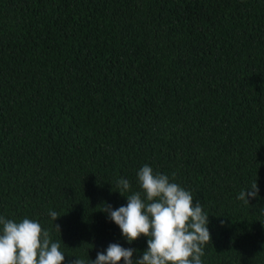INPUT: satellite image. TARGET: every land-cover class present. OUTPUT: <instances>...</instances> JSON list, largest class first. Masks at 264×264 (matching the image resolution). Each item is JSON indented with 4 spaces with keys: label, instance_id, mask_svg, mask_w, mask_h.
<instances>
[{
    "label": "trees",
    "instance_id": "obj_1",
    "mask_svg": "<svg viewBox=\"0 0 264 264\" xmlns=\"http://www.w3.org/2000/svg\"><path fill=\"white\" fill-rule=\"evenodd\" d=\"M145 164L209 214L203 264H264V0H0V216L135 260L99 209Z\"/></svg>",
    "mask_w": 264,
    "mask_h": 264
},
{
    "label": "clouds",
    "instance_id": "obj_2",
    "mask_svg": "<svg viewBox=\"0 0 264 264\" xmlns=\"http://www.w3.org/2000/svg\"><path fill=\"white\" fill-rule=\"evenodd\" d=\"M175 174H173L174 177ZM141 192L125 196L131 185L127 179L116 182L120 195L127 203L116 209L111 205L99 210L120 229L121 235L131 243L142 235L147 237V248L133 259L134 248L109 243L106 250L97 252L95 260L75 259L70 264H203L204 246L211 242L207 227L208 215L190 191L171 182L169 176L145 164L137 172ZM249 189V188H248ZM250 191L242 190L237 199L249 204L246 197H257L256 181ZM52 221L60 214L49 211ZM0 264H63L65 254L60 242L51 240L50 232L41 224L27 217L20 221L0 216ZM60 233V226L55 224Z\"/></svg>",
    "mask_w": 264,
    "mask_h": 264
}]
</instances>
